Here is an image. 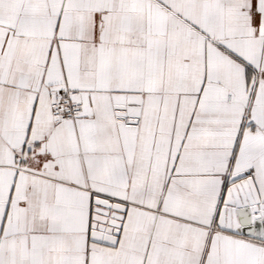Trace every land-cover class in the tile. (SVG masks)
<instances>
[{
  "label": "snow or ice",
  "instance_id": "1",
  "mask_svg": "<svg viewBox=\"0 0 264 264\" xmlns=\"http://www.w3.org/2000/svg\"><path fill=\"white\" fill-rule=\"evenodd\" d=\"M0 264H264V0H0Z\"/></svg>",
  "mask_w": 264,
  "mask_h": 264
}]
</instances>
